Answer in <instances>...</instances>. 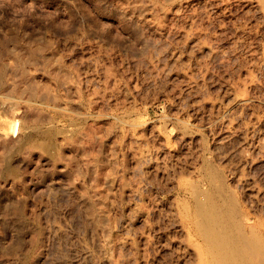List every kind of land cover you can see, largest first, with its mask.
Here are the masks:
<instances>
[{"label":"rangeland","instance_id":"1","mask_svg":"<svg viewBox=\"0 0 264 264\" xmlns=\"http://www.w3.org/2000/svg\"><path fill=\"white\" fill-rule=\"evenodd\" d=\"M255 2L0 0V264H197L205 168L264 241Z\"/></svg>","mask_w":264,"mask_h":264},{"label":"bare ground","instance_id":"2","mask_svg":"<svg viewBox=\"0 0 264 264\" xmlns=\"http://www.w3.org/2000/svg\"><path fill=\"white\" fill-rule=\"evenodd\" d=\"M256 5L264 14V0H257ZM6 104L9 108L14 107L11 100ZM18 124L16 120L14 133L19 130ZM205 169V187L199 182L191 184L189 201L182 211L184 223L192 230L194 237V241L193 237L190 240L197 264H264V241L249 224V215L239 208L235 198L230 195L231 191L223 188L217 172L211 168ZM86 248L82 249L85 255L88 254Z\"/></svg>","mask_w":264,"mask_h":264}]
</instances>
